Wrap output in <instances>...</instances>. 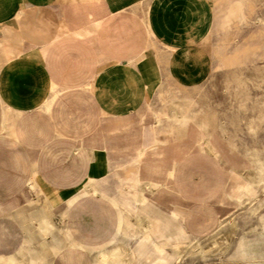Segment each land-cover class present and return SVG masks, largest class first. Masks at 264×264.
Instances as JSON below:
<instances>
[{
    "label": "crops",
    "instance_id": "1",
    "mask_svg": "<svg viewBox=\"0 0 264 264\" xmlns=\"http://www.w3.org/2000/svg\"><path fill=\"white\" fill-rule=\"evenodd\" d=\"M214 23L215 0H0V200L7 198V184L22 182L44 199L45 211L35 209L26 218L33 232L19 247L30 262L40 264L44 258L31 244L39 235L43 248L66 263L84 264L87 248L98 249L94 264L126 263L121 245L107 248L91 233L110 230L87 227L83 231L90 234H80L79 224L68 216L91 198L88 193L103 212L111 204L138 213L134 203L102 189L116 167L130 165L135 157L139 162L145 136L171 135L172 130L180 137L179 129L141 127V115L167 87L195 86L207 77ZM6 111L32 121L29 164L39 160V170L25 164L21 141L27 131L21 123L7 128ZM174 140L162 146L173 159L153 166H181ZM7 151L14 153V168L21 167L25 181L16 170L7 177ZM124 212L114 219L117 232L132 224ZM146 213L149 222L138 244L142 249L150 247L151 231L158 242L164 239L169 223ZM51 214L68 223L58 226ZM18 239L19 233L0 220V246H16ZM152 245L160 254L156 264H164L159 249L165 244ZM140 256L149 264L148 254ZM24 263L15 254L0 256V264Z\"/></svg>",
    "mask_w": 264,
    "mask_h": 264
},
{
    "label": "rangeland",
    "instance_id": "2",
    "mask_svg": "<svg viewBox=\"0 0 264 264\" xmlns=\"http://www.w3.org/2000/svg\"><path fill=\"white\" fill-rule=\"evenodd\" d=\"M212 35L213 65L207 77L195 86L167 87L141 115V127L179 129L180 137L172 130L171 135L145 136L139 162L135 157L130 165L116 167L102 189L107 196L134 203L138 213L111 204L103 212L98 199L88 193L91 198L83 199L84 205L71 211L77 214L68 216L79 224L80 234H90L83 231L88 228L110 230L91 233L100 236L99 244L107 243V248L121 245L125 264H146L142 251L149 264H156L160 254L153 249L154 242L165 244L164 264H264V0H215ZM31 122L6 111L7 128L9 123H21L27 131L21 141L25 164H29ZM170 139L180 150L181 166H153L173 159V153L169 157V151L162 150L163 143H173ZM13 154L7 151V177L16 170L25 181L21 167L14 168ZM40 165L39 160L29 164L38 170ZM6 192L7 198L0 200V220L9 223L19 239L16 246L8 241L9 247L0 246V256L15 254L24 264H33L19 247L33 230L26 218L35 209L45 211L44 199L25 182L7 184ZM175 209L181 213L172 216ZM147 211L169 223L164 239L158 242L151 231L150 247L142 249L138 244L149 222ZM120 212L132 224L117 232L114 219ZM51 216L58 226L68 223L59 215ZM31 244L44 253L40 264H74L43 248L39 235ZM83 254L84 264H94L98 249L87 248Z\"/></svg>",
    "mask_w": 264,
    "mask_h": 264
},
{
    "label": "bare ground",
    "instance_id": "3",
    "mask_svg": "<svg viewBox=\"0 0 264 264\" xmlns=\"http://www.w3.org/2000/svg\"><path fill=\"white\" fill-rule=\"evenodd\" d=\"M179 214H180V213H179ZM159 250H160V251H163L164 249L160 248Z\"/></svg>",
    "mask_w": 264,
    "mask_h": 264
}]
</instances>
